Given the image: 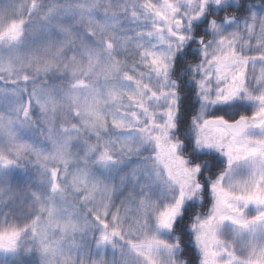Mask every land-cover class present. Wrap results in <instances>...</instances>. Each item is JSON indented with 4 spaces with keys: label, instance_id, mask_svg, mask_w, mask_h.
I'll return each mask as SVG.
<instances>
[{
    "label": "snow or ice",
    "instance_id": "6c2138e0",
    "mask_svg": "<svg viewBox=\"0 0 264 264\" xmlns=\"http://www.w3.org/2000/svg\"><path fill=\"white\" fill-rule=\"evenodd\" d=\"M0 264H264V0L0 5Z\"/></svg>",
    "mask_w": 264,
    "mask_h": 264
},
{
    "label": "rangeland",
    "instance_id": "374dc122",
    "mask_svg": "<svg viewBox=\"0 0 264 264\" xmlns=\"http://www.w3.org/2000/svg\"><path fill=\"white\" fill-rule=\"evenodd\" d=\"M10 0H0V5H3V4H6V3H9ZM257 72H259V68H257Z\"/></svg>",
    "mask_w": 264,
    "mask_h": 264
}]
</instances>
